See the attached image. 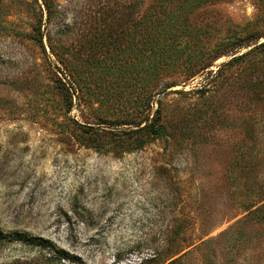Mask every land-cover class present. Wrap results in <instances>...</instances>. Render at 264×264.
Masks as SVG:
<instances>
[{
  "label": "rangeland",
  "instance_id": "374dc122",
  "mask_svg": "<svg viewBox=\"0 0 264 264\" xmlns=\"http://www.w3.org/2000/svg\"><path fill=\"white\" fill-rule=\"evenodd\" d=\"M43 3L0 0V228L85 264H141L179 231L180 264H225L220 236L238 226L240 264L264 263V226L235 203L264 186V52L223 66L264 43V0L196 5L204 44L225 46L196 75L162 77L150 120L160 110L167 132L148 140L140 28L114 21V0H56L48 24Z\"/></svg>",
  "mask_w": 264,
  "mask_h": 264
},
{
  "label": "trees",
  "instance_id": "16d2710c",
  "mask_svg": "<svg viewBox=\"0 0 264 264\" xmlns=\"http://www.w3.org/2000/svg\"><path fill=\"white\" fill-rule=\"evenodd\" d=\"M55 1L43 0L42 13L46 12L47 14V24L50 23L51 16L54 14ZM144 1L125 0L122 2V0H114L115 9L112 16L116 23H119L118 16L120 19L121 17L126 18L125 21H128L133 32L134 30L136 32L138 28L141 30V38L136 45H139L142 63H144L142 96L146 125L141 129L142 135L148 140L164 138L167 132V127L162 124L163 117L160 110L157 111L158 114L154 119L150 120L152 105H154L153 99L159 89L158 86L162 77L166 74L184 72L193 76L206 70L213 62L215 53L217 52V57L225 45L218 44V46L210 49V46L204 44L202 36L193 25L192 14L201 0H159L157 6L159 9L156 8L152 13L143 15L139 19L133 18L135 10L140 9ZM41 21L40 19V24L37 22L39 26L35 29V41L42 45L44 31H42ZM91 31L92 29L89 32ZM63 32L60 30L58 34L61 35ZM239 40V38H235L229 43L236 44V41ZM49 42H52L50 38ZM231 45L233 46V44ZM50 47L53 50L54 46L50 44ZM262 52H264V43L242 56L235 57L229 64L223 66H232L234 63L244 64L246 60L250 61L253 56ZM221 74L222 72L219 70V76ZM252 84L256 87L264 86V80H256ZM167 87L169 85L163 86V88ZM246 189L247 193L241 195V198L240 196L238 198L237 194L235 203L242 212L247 213L246 218L251 225L264 226V186L250 185ZM238 231V226L231 227L220 236V239L225 243L223 247L227 250L225 264H240V255L243 250L240 245L242 241L240 238L243 234ZM178 232H174L172 238L169 239V246L166 245L162 250L155 251V254L143 260L141 264H180L182 258L186 256L175 259L182 251L181 246L173 245L175 238H178L177 235L180 234ZM7 234L0 228V252H3L8 246H14V250L16 249L19 253L10 256L11 258L5 260L3 264H85L81 258L61 248L51 240L22 232ZM210 263L219 264V262H213L211 257ZM250 264L264 263L260 261L252 263L250 261Z\"/></svg>",
  "mask_w": 264,
  "mask_h": 264
}]
</instances>
